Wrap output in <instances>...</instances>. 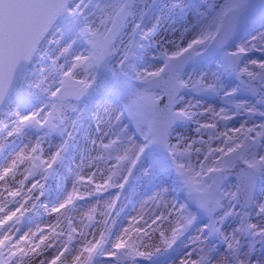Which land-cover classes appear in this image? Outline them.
Listing matches in <instances>:
<instances>
[{
    "label": "bare ground",
    "instance_id": "obj_1",
    "mask_svg": "<svg viewBox=\"0 0 264 264\" xmlns=\"http://www.w3.org/2000/svg\"><path fill=\"white\" fill-rule=\"evenodd\" d=\"M230 1L160 0L144 24L139 21L140 11H130L127 20L121 18L108 38L106 63L99 65L95 59L85 58L82 73L77 62L83 37L77 30L60 36L53 29L45 38L17 85L19 90L22 83L20 91H28L32 100L19 110L9 102L0 117V239L5 240L12 257L7 261L2 249L6 264H114L109 258L120 250L138 255L137 264H229L219 250H224L221 241L231 240L242 227L250 235L261 236L263 242L254 250L234 254L233 263L264 264V187L257 192L253 207L240 219L231 209L221 219L202 215L207 195L215 194L222 208L226 199L222 194L224 184L211 175L199 178L212 163L210 157L221 152L219 140L235 142L247 132L256 139L264 133V114L253 110L255 103L245 102L242 95L232 97L235 91L231 79L227 75L220 77L215 64L210 60L197 63L193 76L188 81L184 78L183 84L200 79L207 90L215 83L223 95L218 100L231 96L234 104L249 105L247 113L252 119L242 120L218 101L186 96L177 104L176 114L193 119L192 128L189 132L185 126L174 128V138L168 145L176 157L186 161L190 153V166L197 163L199 168L198 179L191 176L190 182H181V192L159 176L150 160L144 161L143 147L127 131L111 99L102 97L93 107L77 108L67 101L53 102L58 93L54 75L58 74L51 69L48 76L44 70L45 63H49L64 70L63 74H72L76 81L86 82L85 74L96 70L95 74L101 76L108 67L115 70L127 57L132 62L129 72L133 76H150L159 69L158 64L151 66L152 57L180 54L196 43L197 35L213 33L224 21ZM240 1L232 0V4ZM94 2L98 4L90 12L77 15L79 26L87 34L95 30L91 21L113 12L122 13L124 6L128 8V4L120 5L115 0ZM263 14L264 10L257 16ZM122 42L124 49L119 48ZM139 42L150 46L155 54L139 50ZM130 43L137 46L132 49ZM222 56L225 60L240 59V69L264 68V17L253 19L246 34ZM87 83L91 85V80ZM147 101L148 97L142 96L136 103L138 123L146 118ZM47 105L54 119L48 121L50 129L42 139L40 126ZM30 119L36 121L33 127L28 125ZM202 131L205 138L200 136ZM263 138L256 149L257 162L264 170ZM199 143L201 149L199 145L189 148ZM198 150L202 154L196 161ZM47 167L54 172L46 178L42 172ZM122 188L124 192H120ZM99 191L107 195L97 199ZM76 197L81 203L73 207L71 201ZM203 221H218V244L199 246L204 244L202 235L208 230L199 226Z\"/></svg>",
    "mask_w": 264,
    "mask_h": 264
},
{
    "label": "rangeland",
    "instance_id": "obj_2",
    "mask_svg": "<svg viewBox=\"0 0 264 264\" xmlns=\"http://www.w3.org/2000/svg\"><path fill=\"white\" fill-rule=\"evenodd\" d=\"M95 0H73V3L69 8H67L59 18V21L53 28L55 31V35L64 36L66 35L70 30L74 29L77 30L79 34L83 37L82 47L80 49V57L79 62H77V65L80 66V72L82 73L84 71V68L81 65V62L85 58L89 59H95L96 63L99 65H104L106 61L108 60V52H109V43L110 38L113 34V31L115 27L117 26L118 22L121 18H124V21L127 20V16L129 15V12H136L140 11V19L139 21L144 24L148 20V18L151 16L152 12L154 11L156 5L160 2V0H115L118 4H128V8L126 6L123 7L122 13L120 12H113L112 14H108L105 18H100V20L96 21L93 20L91 23H95V30L91 34H87L86 29L79 26V18L77 15H80L81 13L90 12L95 6H97L98 3L94 2ZM149 1V2H147ZM227 1V0H226ZM245 0L240 1L239 4H232V0L230 1V4L224 11V17L228 14V12L235 7L240 6ZM176 10V9H175ZM264 10V7L261 8L254 16H252L249 23L252 22L253 19L258 20L259 18L264 17V14L259 17L257 14L259 12H262ZM105 23V27L103 29H100L102 24ZM223 23V22H222ZM222 23L217 26L213 33H210L209 35H197V39L195 40V44L186 48L183 52L180 54L175 55H167V54H159L158 58L152 57V65L158 64L159 69L156 73H153L150 76L144 77L139 79L138 77L133 76L130 72V65L132 62L128 60L127 57H125L122 61V64L120 63L117 65L116 69L113 68L110 69L108 67V71L103 73L101 76H97L95 72L96 70H93L90 74H85L86 82H78L76 81L71 75L72 74H63L64 70L58 69V67L51 65L49 63H45V72L48 76H50L51 69L54 73H57L58 75H54L55 81H56V89L58 91L56 97L54 98L53 102L58 101H67V103L71 106L74 105V107H79L80 105H83V107H93L95 102L99 98H108L111 99L120 110V119L125 121L127 131L130 133V135L133 137V139L140 144L144 149V161L150 160L155 166V171L158 172L159 176H162L164 179L170 181L171 186L173 190L181 192V182H190V177L193 176L194 178L198 179L196 176V171L199 169L197 163L191 164V154L188 153L186 161L185 158H178L174 155L173 149L171 146H168L167 152H161L157 151L155 148L151 147V128H152V120H153V114L152 109L155 101L157 98H159L162 93L159 91V89L152 83L153 77L157 76L162 70L163 67L173 58L177 56L184 55L187 52H191L194 55V60L192 63V66L183 72L179 73V83H180V95L175 100V106L186 96H191L196 99H202L206 100L212 103H215V101L221 102L224 107L230 108L231 112H236L238 116L241 117L242 120L249 122L250 119H252L251 114L247 113V108H249V105L245 107L238 106L233 103L232 97L240 96L242 95L245 100V102L248 103H255L253 105V110H256L262 114H264V106L262 99L259 97L254 96L249 88L244 86L242 83L239 82L238 76L239 75H246L247 78L253 79L258 84L261 85V87L264 88V68H239L240 66V59H227L225 60L223 58V54L227 51L230 45H232L235 41L239 40L246 34L247 27L233 40L231 41L225 48L222 50L217 51H208L207 47L213 37L216 35L218 30L221 28ZM132 37V36H130ZM133 40V38H131ZM130 42V40H129ZM123 42L119 46V48H123L122 46ZM131 44V43H130ZM137 46L134 44V46L131 44V48ZM127 47H129V44H127ZM139 50H147L153 55L155 54L154 50L150 48V46L146 44H141L139 42ZM39 55L41 56V50H39ZM130 53V52H129ZM128 53V54H129ZM127 56V55H126ZM210 60L213 64H215L219 68V76L227 75L229 79H231L234 87V95L228 98H224L223 100H218L222 93L221 91L216 87V84L210 86L207 90L202 88L201 81L198 79L197 81H191L190 83L187 82V84H183L184 78L188 81L193 76V67L202 61ZM154 63V64H153ZM71 64H74V62H71ZM53 73V74H54ZM69 76L74 80V83L77 87H84L87 88L90 91V95L86 100L83 101H77L69 99L64 93L61 88V77ZM91 80V85H89L87 82ZM22 85V83H21ZM21 85L19 86V90H16V97L14 98L13 105L15 110L23 109L26 107V104L29 102V100H32L33 96L27 91H20ZM25 90V89H24ZM213 92V94L211 93ZM188 93V94H187ZM217 93H220L219 95ZM148 97L147 101V115L144 118L143 123H138V114L140 115V112L138 113V109L136 107V103L141 97ZM223 96V95H222ZM139 98V99H138ZM138 99V100H137ZM61 104V103H60ZM65 110L68 111L69 109L65 107ZM230 112V113H231ZM229 113V112H228ZM68 114L70 117L72 114L68 111ZM54 119V113L53 110H51V106L47 105V113L45 114V117L42 119V125L41 132L43 133L41 136L42 139L44 137L45 133L49 132V124L48 121L51 122ZM192 122L193 119L190 120L187 118L186 115L178 114L177 113V124L175 127H173L169 132V139H173L174 135L172 134V130L178 126H185L186 130L189 132L192 128ZM28 125L33 127L36 125V121L34 119H30L28 121ZM211 132H209V141L213 143ZM200 136L202 138H205L206 134L204 131L200 133ZM264 133L261 134V136L254 139L253 134L251 132H247V134L244 137H241L237 139L235 142H232L231 140H228L226 143L224 141L219 140L221 145V152L218 154H215L214 156L210 157L211 164L202 171L201 176L199 178H202L205 175H211L215 181H217L220 184H224L226 187L222 189V194H226V199L223 204V208L221 207L220 200L215 194H209L205 197L203 201V212L202 215L207 218H223L227 217L228 210L231 209V213L236 215L237 218H241L245 213L250 211V209L253 207V203L255 198L253 199L251 205L246 210L242 209L239 206L238 201V194H237V182L235 179L231 180H222L219 178V172L226 168H231L235 162V160H241L242 162L250 165L254 170L257 171L259 174V185L256 189V193L264 187V170L257 162V149L256 145L261 139L263 138ZM34 137V134H33ZM264 139V138H263ZM200 146V149L202 148V145L199 144H193L189 148H193L194 146ZM198 154H195V160L198 161L200 158V154H202L201 150L197 151ZM189 164V165H188ZM198 168V169H197ZM54 172L53 168L47 167L43 172V177H49ZM194 179V180H196ZM124 188L120 190V192H124ZM106 192L99 191L95 194V197L97 199L103 198L106 196ZM256 195V194H255ZM209 199H213L214 202V209L213 214L209 212L207 201ZM81 203V199L76 197L71 201V206H77ZM179 205H181V202H178ZM229 219V218H228ZM199 226L208 227V230L202 235V239L204 244L200 243V247L203 248L205 245H208L211 243L218 244L217 240L220 238L218 234V228L219 224L218 221L216 222H208L203 221L199 222ZM3 225L0 223V231L2 230ZM238 230V229H237ZM8 234V233H7ZM263 242L261 236H255L250 235L247 231H245L242 227V229H239L236 231V234L233 236V238L230 239H224L221 241L223 244L224 250L219 248L221 253L225 255L226 260L229 264H235L233 263L234 254H237L240 250H244L246 253L247 251L253 249L254 247L260 245ZM0 246L3 249V252L7 258V261H12V257L8 255V251L6 249L7 245L5 240L0 239ZM127 257L130 259V261H118L121 258ZM122 260V259H121ZM109 261L114 264H137L140 262V257L138 255H132L128 253L127 251L120 250L115 252L110 258ZM89 263V262H88Z\"/></svg>",
    "mask_w": 264,
    "mask_h": 264
},
{
    "label": "water",
    "instance_id": "obj_3",
    "mask_svg": "<svg viewBox=\"0 0 264 264\" xmlns=\"http://www.w3.org/2000/svg\"><path fill=\"white\" fill-rule=\"evenodd\" d=\"M255 1L249 0L240 9H236L229 14L224 29L212 42L209 47L210 50L223 48L246 27L251 16L260 7L264 6V0H260L254 8L248 10L240 27L230 37L226 38V31L227 28H230L232 17L242 9L250 7ZM68 5H70V0H0V113L1 107L12 97L16 83L24 75L30 64L36 47L49 32L53 19ZM192 60L193 56L187 54L171 61L166 66L165 72H163L167 75L168 81L162 80L163 74L153 80L165 92V96L158 100L154 108L155 121L153 124L152 146L158 150L167 151V134L176 123V116L172 109L174 99L179 94L177 71L188 69ZM241 81L250 86L255 95L264 96V91L261 93L256 92L258 87L256 83L247 82L245 77H242ZM72 83L73 81L69 78H63V88L66 94L71 98L84 100L89 94L88 91H77ZM164 103L169 117L167 122L160 128L157 118ZM241 169L245 171L243 175L236 173ZM232 177L237 178L240 204L245 209L250 206L253 200L259 178L251 168L240 161L236 162L234 170L221 172V178L223 179ZM208 204L212 209V201H209ZM0 264H4L1 253Z\"/></svg>",
    "mask_w": 264,
    "mask_h": 264
}]
</instances>
